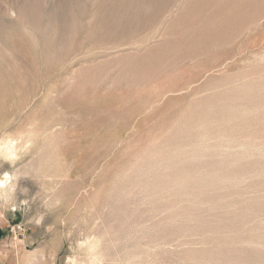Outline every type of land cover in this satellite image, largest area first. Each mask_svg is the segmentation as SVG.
<instances>
[{
    "label": "rangeland",
    "instance_id": "1",
    "mask_svg": "<svg viewBox=\"0 0 264 264\" xmlns=\"http://www.w3.org/2000/svg\"><path fill=\"white\" fill-rule=\"evenodd\" d=\"M8 138L7 264H264V0H0Z\"/></svg>",
    "mask_w": 264,
    "mask_h": 264
},
{
    "label": "clouds",
    "instance_id": "2",
    "mask_svg": "<svg viewBox=\"0 0 264 264\" xmlns=\"http://www.w3.org/2000/svg\"><path fill=\"white\" fill-rule=\"evenodd\" d=\"M21 143V140L18 139H0V158H3L6 162L14 163L17 161L19 157V152L21 150L26 151L31 147V141L29 140L27 143H24L23 149L18 148V145ZM19 177L9 173L4 172L2 175H0V198H3L6 193L5 189H7L9 192L15 191V184L14 181H17ZM22 203L26 204L27 201H22ZM17 210L16 206H13L12 211L15 212ZM42 219L37 220V224L42 223ZM86 242H81V247L84 246ZM65 264H77V261L74 257L68 256L66 258Z\"/></svg>",
    "mask_w": 264,
    "mask_h": 264
},
{
    "label": "crops",
    "instance_id": "3",
    "mask_svg": "<svg viewBox=\"0 0 264 264\" xmlns=\"http://www.w3.org/2000/svg\"><path fill=\"white\" fill-rule=\"evenodd\" d=\"M0 264H7V263L5 262V260L1 257V255H0Z\"/></svg>",
    "mask_w": 264,
    "mask_h": 264
},
{
    "label": "water",
    "instance_id": "4",
    "mask_svg": "<svg viewBox=\"0 0 264 264\" xmlns=\"http://www.w3.org/2000/svg\"><path fill=\"white\" fill-rule=\"evenodd\" d=\"M3 235H4V232H3V230L0 227V239L3 237Z\"/></svg>",
    "mask_w": 264,
    "mask_h": 264
}]
</instances>
